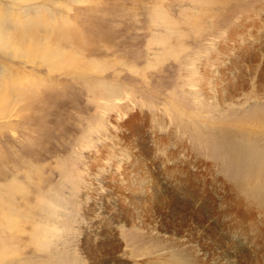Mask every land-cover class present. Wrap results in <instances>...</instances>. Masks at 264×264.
Wrapping results in <instances>:
<instances>
[{"label": "rangeland", "instance_id": "obj_1", "mask_svg": "<svg viewBox=\"0 0 264 264\" xmlns=\"http://www.w3.org/2000/svg\"><path fill=\"white\" fill-rule=\"evenodd\" d=\"M262 118L264 0H0V264H264Z\"/></svg>", "mask_w": 264, "mask_h": 264}, {"label": "bare ground", "instance_id": "obj_2", "mask_svg": "<svg viewBox=\"0 0 264 264\" xmlns=\"http://www.w3.org/2000/svg\"><path fill=\"white\" fill-rule=\"evenodd\" d=\"M258 119V118H257ZM260 120V122H264V118H262V119H259ZM244 120H237V127H239V129L241 130V131H244V133L245 134H247V135H253L252 133H255V129H254V122L255 121H257L256 120V118H254V122L252 121V122H250V123H247V125L246 124H244V122H243ZM239 125V126H238ZM253 130H255V131H253ZM263 131V134H264V130H262ZM257 133V132H256ZM260 135H263L262 133H260V132H258ZM254 136H256V135H254ZM264 136V135H263ZM262 156H264L260 151L258 152V153H256L255 155H253V158H254V156H257V157H261V155ZM252 155V154H251Z\"/></svg>", "mask_w": 264, "mask_h": 264}]
</instances>
